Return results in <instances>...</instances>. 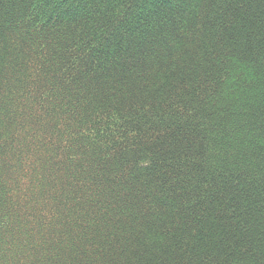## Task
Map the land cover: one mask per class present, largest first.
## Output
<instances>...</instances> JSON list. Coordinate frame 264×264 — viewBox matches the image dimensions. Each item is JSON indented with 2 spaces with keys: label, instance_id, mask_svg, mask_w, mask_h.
<instances>
[{
  "label": "trees",
  "instance_id": "1",
  "mask_svg": "<svg viewBox=\"0 0 264 264\" xmlns=\"http://www.w3.org/2000/svg\"><path fill=\"white\" fill-rule=\"evenodd\" d=\"M0 264H264V0H0Z\"/></svg>",
  "mask_w": 264,
  "mask_h": 264
}]
</instances>
